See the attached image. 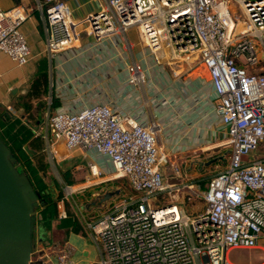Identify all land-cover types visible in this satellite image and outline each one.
<instances>
[{"label":"built area","instance_id":"2783aa9c","mask_svg":"<svg viewBox=\"0 0 264 264\" xmlns=\"http://www.w3.org/2000/svg\"><path fill=\"white\" fill-rule=\"evenodd\" d=\"M98 7L75 17L68 0H38L45 23L49 56L79 45L106 46L136 27L157 65L182 61L208 77L211 114L230 151L226 166L202 192L204 209L189 212L199 185L171 163L161 168L158 122L122 114L105 102L80 110L47 112L32 128L52 157L62 145L68 151L101 156L111 172L104 177L96 162L88 165L102 181L124 177L135 196L112 205L85 223L101 253L90 264H264L233 262L234 249L264 253V0H97ZM29 10L21 5L0 9V52L17 65L31 56L21 25ZM124 81L144 84L142 62L125 63ZM207 102V99L205 100ZM210 113V112H209ZM58 218H66L63 199ZM43 246L34 250L42 264ZM54 251V250H53ZM69 249L58 264H68ZM69 264H79L70 262Z\"/></svg>","mask_w":264,"mask_h":264},{"label":"crops","instance_id":"0c3cea01","mask_svg":"<svg viewBox=\"0 0 264 264\" xmlns=\"http://www.w3.org/2000/svg\"><path fill=\"white\" fill-rule=\"evenodd\" d=\"M37 1L0 0V9L21 5L29 10L21 31L31 50L30 59L24 65H17L0 52V109L11 111L16 105L19 108L16 114L22 113L21 106L31 84L39 73L44 72L47 78L44 94L41 99H32L34 107L38 100L44 103L37 111V124L45 119L47 112L65 108L76 111L91 103L105 102L122 114L159 123L161 168L167 178L171 174L169 165L172 162H177L183 172L188 163L202 164L194 160L193 155L207 154V150L224 138L219 124L203 116L211 114L209 104L212 102L209 101L212 91L206 73L179 60L157 65L146 52L136 27L110 40L106 46H86L89 38L82 37L77 47L49 56L45 52L44 17L37 8ZM68 2L75 17H82L98 7L97 0ZM135 61L143 63L147 81L142 85L129 86L124 81V66ZM44 151L50 154L45 142ZM82 154L87 166L96 162L102 173L109 168L101 156L89 152ZM257 157H264V152L257 153ZM107 174L104 173V177ZM62 199L63 204L65 200L69 202L68 195ZM64 210L66 218L57 216L50 230L43 232L45 257L58 264L59 257L69 249L68 264H90L92 260L80 258L89 256L88 245L92 246L85 241L84 226L105 212L91 215V208H83L73 199Z\"/></svg>","mask_w":264,"mask_h":264},{"label":"rangeland","instance_id":"374dc122","mask_svg":"<svg viewBox=\"0 0 264 264\" xmlns=\"http://www.w3.org/2000/svg\"><path fill=\"white\" fill-rule=\"evenodd\" d=\"M139 39L141 40L140 36ZM206 78H208L207 75ZM1 110L2 109H0V111ZM10 110L16 113L14 109L11 108ZM217 144V147L214 146L207 150V154H200V152L199 155H193L194 160L202 162L201 166L198 164V162H192L191 164L188 163L187 166L184 167V170L187 171L186 173L188 174V178L199 185V190L197 192L198 197H195L192 202L184 204L190 213L204 209V202L201 195L205 190L208 180L216 172L222 170L228 163V155L230 151L229 146L226 145L224 138L218 140ZM260 152H264V148L260 151L257 150L254 154L255 157L257 156V153ZM83 156L85 155L82 154V152L77 150L68 151L62 145H59L58 151L53 157L51 154L45 152L46 172L44 175V181L54 196L59 195L60 191L62 192L63 196H69V202L66 200L64 201V209H66L67 204L70 205L72 203L73 199L76 203L80 204L81 207L87 209L91 208V215L93 214L96 216V214H101L104 212L106 213L112 208L113 204L127 199L128 196H135L124 177H118L112 181H102L104 179L102 176H91ZM214 158L216 159L214 163H210L208 165L204 164V162ZM69 160L71 163H68ZM169 166L171 170V163ZM66 170H69L70 172V179L72 180L73 185L65 184L62 178L61 173ZM185 171L183 173H185ZM110 172V166L108 169H104V173L110 174ZM79 189L80 191H78ZM117 189L119 190L118 194L113 195L111 198L99 204V200L105 192L115 191ZM72 191L73 193L69 195ZM103 191L104 193H102ZM54 221L55 219L52 221V224ZM84 227L86 234L85 241L87 244L91 243L92 246L89 247L88 245V248L90 249V255L87 257L81 256L80 258L92 260V262H94L98 259L101 250L100 247L94 242L90 229H88L86 225ZM41 234H43V230L38 225L34 231L33 251H36V249L39 248L41 244H43L42 246L45 247V234L42 236ZM39 239L42 240V242ZM36 256L37 255L35 253L32 255V258ZM228 257L233 262H259L264 258V253L256 249H234L230 251Z\"/></svg>","mask_w":264,"mask_h":264},{"label":"trees","instance_id":"16d2710c","mask_svg":"<svg viewBox=\"0 0 264 264\" xmlns=\"http://www.w3.org/2000/svg\"><path fill=\"white\" fill-rule=\"evenodd\" d=\"M46 83V74L39 73L24 98L21 106L23 111L19 115L9 110L0 111V138L15 155L18 170L27 174L34 189L39 193L40 208L36 212L34 231L39 225L45 233L50 230L52 221L57 217V202L63 196L61 191L59 195L54 196L44 181L46 172L44 142L32 132V128L38 125L37 111L44 105L38 100L34 107L32 99H41ZM13 109L15 112L19 110L16 105ZM61 175L65 184L73 185L69 170L63 171ZM30 264H42V262L32 260Z\"/></svg>","mask_w":264,"mask_h":264},{"label":"water","instance_id":"95a60500","mask_svg":"<svg viewBox=\"0 0 264 264\" xmlns=\"http://www.w3.org/2000/svg\"><path fill=\"white\" fill-rule=\"evenodd\" d=\"M118 193V189L105 192L99 204ZM39 208V193L27 174L18 170L15 155L0 138V264H30Z\"/></svg>","mask_w":264,"mask_h":264}]
</instances>
